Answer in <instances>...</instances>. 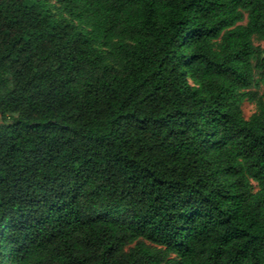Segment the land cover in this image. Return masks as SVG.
I'll list each match as a JSON object with an SVG mask.
<instances>
[{
    "label": "trees",
    "instance_id": "16d2710c",
    "mask_svg": "<svg viewBox=\"0 0 264 264\" xmlns=\"http://www.w3.org/2000/svg\"><path fill=\"white\" fill-rule=\"evenodd\" d=\"M256 39L264 0H0V264H264Z\"/></svg>",
    "mask_w": 264,
    "mask_h": 264
},
{
    "label": "rangeland",
    "instance_id": "374dc122",
    "mask_svg": "<svg viewBox=\"0 0 264 264\" xmlns=\"http://www.w3.org/2000/svg\"><path fill=\"white\" fill-rule=\"evenodd\" d=\"M255 44L261 45L263 47L264 41L256 39ZM257 90L260 94H263V91H264L263 85H261L260 88H258ZM242 109H243L245 118L249 119L250 116L256 111V105L254 102H251L249 100H245L243 105H242ZM1 122H2V118H1V114H0V124H1Z\"/></svg>",
    "mask_w": 264,
    "mask_h": 264
}]
</instances>
